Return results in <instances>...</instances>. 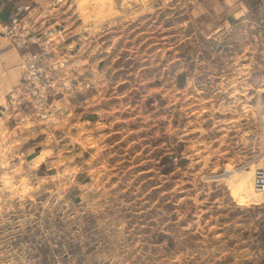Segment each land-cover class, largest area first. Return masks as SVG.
Here are the masks:
<instances>
[{"label":"rangeland","instance_id":"1","mask_svg":"<svg viewBox=\"0 0 264 264\" xmlns=\"http://www.w3.org/2000/svg\"><path fill=\"white\" fill-rule=\"evenodd\" d=\"M55 1L0 0V264H264L262 0Z\"/></svg>","mask_w":264,"mask_h":264},{"label":"crops","instance_id":"2","mask_svg":"<svg viewBox=\"0 0 264 264\" xmlns=\"http://www.w3.org/2000/svg\"><path fill=\"white\" fill-rule=\"evenodd\" d=\"M1 8H2V4L0 3V15L2 12ZM1 16H3L4 18L6 17L5 15H1ZM21 56L22 55L20 51L10 46V43L7 42V40L0 35V129L1 130H6L7 123L10 122L12 116L7 111L8 96L12 91H14L20 86L23 79Z\"/></svg>","mask_w":264,"mask_h":264},{"label":"built area","instance_id":"3","mask_svg":"<svg viewBox=\"0 0 264 264\" xmlns=\"http://www.w3.org/2000/svg\"><path fill=\"white\" fill-rule=\"evenodd\" d=\"M66 0H56L51 6L55 7L62 5ZM264 7V0H262ZM27 10H30L28 7H17L13 11L9 12L7 15V20L5 22L0 21V35L10 43V46L21 51L25 49L27 45L31 42H35L37 39L35 35L32 36L31 32L34 33L37 28L35 26H29L26 28L28 20H25L24 15ZM47 16V13H45ZM27 79L23 75V81ZM20 84V85H21ZM19 88V87H18ZM18 88L15 89L18 91ZM15 90L11 92V97H15ZM255 187L258 192H264V170H260L257 173L255 180Z\"/></svg>","mask_w":264,"mask_h":264},{"label":"trees","instance_id":"4","mask_svg":"<svg viewBox=\"0 0 264 264\" xmlns=\"http://www.w3.org/2000/svg\"><path fill=\"white\" fill-rule=\"evenodd\" d=\"M6 17L4 18L3 16L0 15L1 21L5 22L7 20V14L5 15Z\"/></svg>","mask_w":264,"mask_h":264}]
</instances>
